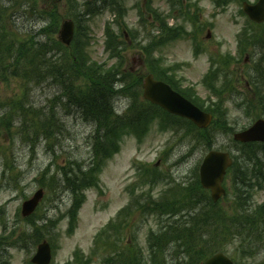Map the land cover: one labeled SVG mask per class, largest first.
I'll use <instances>...</instances> for the list:
<instances>
[{
	"label": "rangeland",
	"instance_id": "1",
	"mask_svg": "<svg viewBox=\"0 0 264 264\" xmlns=\"http://www.w3.org/2000/svg\"><path fill=\"white\" fill-rule=\"evenodd\" d=\"M135 1L119 0L117 6L119 5L120 7L122 5L123 10L124 8L127 9V11L122 13L123 18L126 20L128 27L137 28L138 37L141 38L140 42L146 44L147 40L150 41L160 32L156 27L157 23L151 17L142 23L138 21ZM170 1L153 0L152 6L157 8L163 15L174 13V17L168 16L169 24H178L182 25V27L174 35H171L169 40L162 43L157 48V51L153 52V57L161 54L162 59H157V62L152 61V63L158 67L159 72L160 69L162 70V66L180 62L181 65L175 70L176 77H184V81H180V83L193 85L197 93L196 99L201 104L205 101L210 102L209 96H212V93H208L201 81L206 68L207 57L205 52L202 51L198 52L197 55L194 54V43L190 39L197 38L203 50L207 39L206 32L209 29L215 39H221L222 44L225 42L221 49H234L236 43L235 35H237L243 24V17L238 13L240 4L237 0H225L223 2L224 7H216L211 0H192L196 4L191 5L187 3L188 0L187 2L178 0L176 3H171ZM27 2L31 1L0 0V5H6L3 13L13 16L15 22L13 25L14 29H12L13 32H16L19 26L25 28L32 27L34 24V20L29 17L26 9ZM65 4L66 0H37L39 9L46 7L53 10L55 6L57 8L59 20L57 21L55 33L52 34L55 39H58L62 19L69 17L66 16L69 12L76 13L75 11H77L78 7L81 10L83 9V0H77L73 8ZM138 6L146 13L142 1L139 2ZM179 6H181L180 10L177 9ZM113 16L108 9H100L99 12L88 14L85 19L80 20V30L83 33L79 36L76 35L74 38H78L77 42L80 45L79 40H82L85 43L86 56L91 61L102 64L104 68H113L116 61L115 56L107 60V53L104 52L103 43L105 22L108 19L111 20ZM188 16H192L190 21ZM50 21V18H45L40 26L43 27ZM37 26L38 24H35L34 27L36 28ZM114 27L119 31L117 25H114ZM85 32L87 37H83ZM186 32H193L196 35L190 38L183 36ZM81 50V46L77 47L75 51L71 47V49H67V52L68 54L80 53ZM126 52L127 59L124 61L123 68L146 70L147 63L144 61L140 48L130 47ZM49 85L51 84H43L34 88L29 87L31 91L29 92L17 79L11 78L7 83L0 82V96H5L7 99L14 94L21 96L23 91H25L28 103L30 102L31 105L41 108L55 90L53 84ZM257 97L261 99L260 103L246 112H244L245 106L241 102H237L238 105L236 106L231 105L228 99L216 100L213 104L218 110L217 114H219L216 115L217 122L212 124L211 129L201 130L202 136L193 135L196 138L197 147L199 146L197 149H194L195 142L185 138L183 130L179 127H172L171 123H168L163 126L165 130L161 131L159 129L161 125L155 118L149 125L141 143L134 136L124 138L119 151L114 155H110L105 165L102 162L94 171L100 174V187L92 186L90 182L86 181L79 188V193L83 192L85 196H83V204L78 210V221L72 228L68 226V219L66 217L63 218L64 214H68L67 208L72 197L71 190L58 182L55 183L53 180L49 182L48 174L54 173L60 176L63 166L68 167V170H72L78 164H88L92 155L89 149L92 141V124L81 120L76 113L62 115L61 112L60 116L64 120V128L61 132L56 131L54 142L51 146L54 149L52 151L47 146L49 141L38 140L34 144H30L24 142L26 140L19 135L11 139V135L7 132L9 128H14L17 125V121H13L10 117H4L5 124L12 123L13 126L7 128L0 126V233H6L5 239L7 241L15 237L16 234L11 235V233L14 229L13 224L20 214L21 202L31 196L38 187H43L41 185H44L47 188L48 196L45 200L42 199L37 216L51 219L60 218V221L55 225H48L49 227L45 229L44 226L39 227L40 230H43L42 234L49 238L55 247L53 262L55 264H64L68 259L72 258L75 249H81L85 253L89 251L93 253L91 252L93 249V237L97 230L130 201L128 187L137 178L134 162L143 161L144 164L148 165L158 162L157 165L149 167L151 168L150 178L146 184L140 186L143 192L140 194V199L132 206L131 233L135 230L139 243L148 254L145 238L149 229L157 227V216L147 213L145 216L139 217L137 211L140 208L148 209L145 203L149 199L148 194L150 191L155 193L156 199H160V193L166 186V182H163L162 179L163 177L167 178L168 174H172L175 178L184 181L194 177L193 170H196V166L200 164L206 152L202 144L205 146L210 144L215 149L226 150L232 154L237 153L236 155H241V160H244V162L253 160L255 172L251 173V175L254 176L247 180L248 184L245 188L248 191L241 189V194L247 200V206L250 210L260 204H264V149H260V146L256 145L255 149L258 150L260 158L255 157L250 147L241 146L240 143L232 138V135L237 132L236 130L243 129L252 118L264 113V90H261ZM115 106L118 112H123L127 106L125 99L122 96H118L115 100ZM2 111L0 109V113ZM247 113L253 114L247 115ZM240 148L243 152L238 153ZM111 150L109 149V152ZM241 160L240 162H242ZM10 164L13 165V168H9ZM41 171L47 173L43 180L40 178ZM159 172H161L163 177ZM228 182L233 186L240 183L233 175H231ZM174 194L176 193H173V196ZM166 198L171 199L172 196L170 195ZM75 207V204H71L69 209L73 210ZM226 208L228 210L227 213L235 211L231 210L230 203L226 204ZM22 223L20 222L16 225V233L23 230L24 224ZM4 225L5 229L2 231ZM50 226L53 227L51 231ZM257 229L260 237L257 242L256 254L253 257L240 259L236 256V254H239L236 250V243L239 242V238H235L234 241L224 242V237H219L218 245L221 246L220 248H225L229 255L235 256L237 264H264V221ZM24 249H27V251ZM34 250L32 243L30 248L21 249L12 246L7 248L5 255L0 257L7 260L6 264H27V258H30ZM105 253L106 251L103 249L95 251L92 254L90 264H102L101 259Z\"/></svg>",
	"mask_w": 264,
	"mask_h": 264
},
{
	"label": "trees",
	"instance_id": "2",
	"mask_svg": "<svg viewBox=\"0 0 264 264\" xmlns=\"http://www.w3.org/2000/svg\"><path fill=\"white\" fill-rule=\"evenodd\" d=\"M30 1L27 2L26 9L35 22H42L45 18H50L51 21L38 28L36 32L32 28L25 30L24 36L18 31L19 34L15 39L10 40L9 36H13L11 25L8 23L10 19L7 21L9 15L3 13L6 6H2L0 10V82L7 83L11 78H15L29 92H31L29 87L34 88L43 84H53L55 90L41 108L28 103L25 91L21 96L14 94L7 99L0 96V108L7 109L0 117V126L7 128L4 117L15 118L17 126L24 127V130L16 129L15 136L19 135L26 140L24 141L26 143L34 144L38 140L49 141L47 146L51 148L56 131L61 132L64 128L61 112L62 115L76 113L81 120L93 124L90 143L92 159L89 165L83 170L77 166L75 171H69L68 167L62 170L63 184L74 192L72 204L76 207L68 210L70 228H72L76 221L77 208L83 199V192L79 193V188L86 181L96 185L98 173L94 172L95 169L101 164L103 158L110 154L109 149L118 148L117 143L121 136L130 134L142 136L154 118L159 119L161 128L168 123L173 126L172 122L180 119L170 116L158 106L141 98L144 73L123 69L126 54L121 52L124 47L120 41L119 48L116 40L118 37L116 38L115 35V40L112 41L114 46H111L108 27L106 51L109 50L111 56L117 57L113 68H104L102 64L91 61L86 56L85 43L79 40L80 45L77 42L78 38L72 41L70 47H64L52 36L59 20L56 6L53 10L46 7L39 9L37 0ZM111 1L83 0V9L78 7L76 13L69 12L68 15L72 14L82 19L87 12L90 14L112 7ZM75 2L77 0H66L65 5L72 8ZM162 28L169 34L177 30L167 25H162ZM81 33L83 32L78 28L75 36ZM83 37H87L86 32ZM158 42L159 40L152 38L147 44H140L141 49L146 53L147 71L155 76L158 75V68L152 63L155 60L150 47ZM79 46L82 47L80 53L68 54L67 49L72 47L75 51ZM158 76L170 81L166 73ZM117 93L128 97L129 104L123 114H116L114 110V97ZM179 124L186 126V134L192 137L193 135L202 136L200 133L202 131L188 120L181 119ZM241 152H243L242 149ZM240 160L241 155L234 156L229 173L240 181L237 190L242 193L241 189L248 191L245 188L248 184L247 180L252 178L251 173L255 172V167L248 163L250 160L245 162ZM146 176L145 183L150 178V171H147ZM168 193L172 196L171 199L166 198L160 201L151 199V203L148 204L149 210L137 211L141 217L147 213L155 214L161 223L157 230L150 232L147 237L148 254L139 243L135 230L131 233L133 211L129 207L122 208L115 219L110 220L98 232L91 252L95 253L99 249L106 251L101 259L102 264H200L212 251L205 245L207 233L210 235V232L217 227L225 226L227 211L220 203L211 201L209 193L200 186L197 177L185 185L173 180ZM173 193L176 194L173 196ZM263 206H258L253 213L262 216ZM181 207L185 208L184 212ZM230 229L229 226L224 229L228 236H230ZM239 229L240 227L236 226L233 232L239 233ZM22 236L25 240V233ZM42 237L40 231L33 232V244ZM2 242L6 240L0 239V243ZM93 253L84 257L76 252L74 264H90ZM0 256H3L2 252ZM0 264H6L3 257H0Z\"/></svg>",
	"mask_w": 264,
	"mask_h": 264
},
{
	"label": "water",
	"instance_id": "3",
	"mask_svg": "<svg viewBox=\"0 0 264 264\" xmlns=\"http://www.w3.org/2000/svg\"><path fill=\"white\" fill-rule=\"evenodd\" d=\"M243 9L249 16L256 20H264V0H258L254 5L243 4ZM73 34V22L65 20L60 30V38L68 43ZM144 96L151 101L162 105L170 111L185 115L192 119L199 126H206L210 121V114L204 113L192 105L188 100L173 92L168 85L161 81L154 80L152 75L145 78ZM236 139L242 141L264 138V125L255 124L253 127L236 133ZM230 164L227 153L210 151L203 159L200 166V180L205 188L211 189L212 197L216 199L223 189L220 185L225 169ZM41 197V191H37L34 196L23 204V215L31 213ZM49 259V245L45 241L40 243L37 252L32 258L38 264H47ZM203 264H232L222 253H216L208 258Z\"/></svg>",
	"mask_w": 264,
	"mask_h": 264
},
{
	"label": "flooded vegetation",
	"instance_id": "4",
	"mask_svg": "<svg viewBox=\"0 0 264 264\" xmlns=\"http://www.w3.org/2000/svg\"><path fill=\"white\" fill-rule=\"evenodd\" d=\"M219 48V42L213 41L209 44L207 51H210L211 48ZM239 57H233L226 55H219V61H224L226 64L222 66L219 72H217V77L215 79L216 85H219L220 88H224L228 95H233L237 93L238 90H242L247 93V95L251 97V99L256 98L259 90L254 87L255 84H250L249 80H244V76L246 72H250L253 70V66L250 62L249 57L246 55L242 60H239ZM211 63V58L209 56V66ZM209 68V67H208ZM213 74L207 70L206 78L207 81H210ZM254 80L252 81V83ZM263 84H258V86H262ZM246 89V90H245ZM206 90L208 93H212V89L210 87V83L207 82ZM261 90H264V87H261Z\"/></svg>",
	"mask_w": 264,
	"mask_h": 264
},
{
	"label": "bare ground",
	"instance_id": "5",
	"mask_svg": "<svg viewBox=\"0 0 264 264\" xmlns=\"http://www.w3.org/2000/svg\"><path fill=\"white\" fill-rule=\"evenodd\" d=\"M14 125H15V124H14ZM11 126H13L12 123H8V124L5 125V127H11ZM15 128H16L17 130H24V127H18L17 125H15Z\"/></svg>",
	"mask_w": 264,
	"mask_h": 264
}]
</instances>
